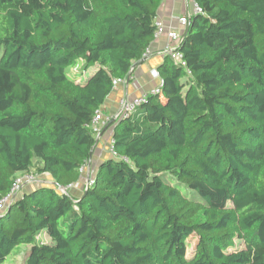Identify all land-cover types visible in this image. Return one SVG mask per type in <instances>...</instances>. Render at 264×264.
<instances>
[{
    "label": "trees",
    "instance_id": "trees-1",
    "mask_svg": "<svg viewBox=\"0 0 264 264\" xmlns=\"http://www.w3.org/2000/svg\"><path fill=\"white\" fill-rule=\"evenodd\" d=\"M195 1L186 65L165 55L161 91L108 124L117 155L74 196L162 0H0V200L19 175L50 180L0 210V264L22 244L24 264H264V0Z\"/></svg>",
    "mask_w": 264,
    "mask_h": 264
},
{
    "label": "crops",
    "instance_id": "crops-1",
    "mask_svg": "<svg viewBox=\"0 0 264 264\" xmlns=\"http://www.w3.org/2000/svg\"><path fill=\"white\" fill-rule=\"evenodd\" d=\"M194 11L193 0H162L156 23L159 25L158 31L153 39V43L148 49V53L140 60L136 61L131 74L126 80L114 87L113 91L102 105L101 109L106 116H116L119 112V104L122 97L128 96L134 99L137 96L147 93L159 84V78L153 77L151 70L157 68L166 55L167 46L178 45L180 42L171 37V32L175 31L178 35H183L185 27L180 24L178 17L192 14ZM102 136L98 138V143L86 163L84 177L68 188V192L74 196L81 195L87 187V179L94 176L100 162L112 155V143L110 139L113 135L112 127H103ZM47 178V179H46ZM42 183L49 182V178L38 179ZM37 182V181H35ZM33 184L22 185L21 191L31 188ZM20 191V193H21Z\"/></svg>",
    "mask_w": 264,
    "mask_h": 264
},
{
    "label": "built area",
    "instance_id": "built-area-1",
    "mask_svg": "<svg viewBox=\"0 0 264 264\" xmlns=\"http://www.w3.org/2000/svg\"><path fill=\"white\" fill-rule=\"evenodd\" d=\"M193 6H194V11H193L192 14H188L186 16L178 17V20H179L180 24H182L185 27V31L187 30L188 26L190 25L189 22L191 21L192 15H196L198 13H203L204 12L203 8L201 6H199L198 3L195 0H193ZM171 37L173 39L178 40L180 42L182 36L178 35L177 32L172 31L171 32ZM180 43L178 45H180ZM178 45L167 46L166 55H169L170 57L175 59L178 63H180L181 65L185 66L186 65V61H185V59L183 57V54L180 51L177 50L178 49ZM151 74H152L153 77L155 76V77L161 78L159 76V71H158L157 68L152 69L151 70ZM122 81L123 80H121V79L114 80V87L119 86V83L122 82ZM161 84H162V82H161ZM161 84H158L157 86H155L154 88L149 90L147 93H145L143 95H140V96H137L134 99H130L128 97H123L120 100L121 101V112H120L121 116L123 118L131 116L133 114V112L136 110V108H138V106L140 104H142L143 102H145L147 100L146 99V97L148 96L147 94L154 95L155 93H159L161 91ZM103 117H104V112H103V109L100 108V109H98L95 112V116H94V118L92 120V123H91V128H92L93 132H95V133L98 132V127L101 124ZM111 143H112V140H111ZM111 149H112V154L113 155H117L112 147H111ZM85 170H86V165L82 166L81 172H83ZM35 180H37L35 173H30V174L26 173V174L17 176V178H16V180L14 182L13 189H12L11 193L8 196H6V197H4V198H2L0 200V210L7 205L9 200L12 199V197L15 196L14 194L17 193V191L21 188L22 185H24V183L33 182ZM93 183H94V176H89L88 179H87V185L88 184H93ZM60 190L65 192L64 188H61Z\"/></svg>",
    "mask_w": 264,
    "mask_h": 264
},
{
    "label": "rangeland",
    "instance_id": "rangeland-1",
    "mask_svg": "<svg viewBox=\"0 0 264 264\" xmlns=\"http://www.w3.org/2000/svg\"><path fill=\"white\" fill-rule=\"evenodd\" d=\"M2 53L3 52H1L0 51V58H1V56H2ZM82 65H83V63H81ZM94 69H95V67L94 66H92V67H90L87 71H85V73H84V78H86V77H88V76H90L91 74H92V72L94 71ZM125 97H128V96H125ZM123 98V97H122ZM129 98V97H128ZM121 101H120V104H119V112L117 113L118 115H116V116H106V114L104 113V117H103V119H102V122H101V124L99 125V127H98V132L96 133V137H97V139L100 137V136H102V130H103V127H108V124H110L111 122H113V121H115V120H120V119H124L122 116H121ZM130 117V116H129ZM126 118H128V117H126ZM114 126V125H113ZM113 126H109L110 128L112 127V129L114 128ZM112 140V138L110 139V141ZM83 172H85V171H83ZM36 174V173H35ZM40 178H42V179H45V177H43V176H39L38 174H36V179H40ZM47 179V178H46ZM34 182L35 181H33V182H26V183H24V185L25 184H34ZM38 182V181H37ZM23 186H21V188H22ZM21 188L18 190V191H20L21 190ZM17 191V192H18ZM62 191V190H61ZM65 192L67 191V189H65L64 190ZM17 194V193H16ZM16 194H14V195H16ZM41 237H42V239H48L47 238V236L45 235V234H43V235H41ZM241 241L240 240H238L236 243H240ZM29 246L30 245H27V244H22V245H20V246H18V248H16L9 256H8V258H7V260L4 262V263H2V264H24V262H23V259H24V257H23V255H24V253L28 250V248H29ZM188 253H189V256H191L192 254H193V248L192 247H190L189 248V250H188Z\"/></svg>",
    "mask_w": 264,
    "mask_h": 264
},
{
    "label": "water",
    "instance_id": "water-1",
    "mask_svg": "<svg viewBox=\"0 0 264 264\" xmlns=\"http://www.w3.org/2000/svg\"><path fill=\"white\" fill-rule=\"evenodd\" d=\"M132 72V71H131ZM131 74V73H130ZM93 154V153H92Z\"/></svg>",
    "mask_w": 264,
    "mask_h": 264
}]
</instances>
